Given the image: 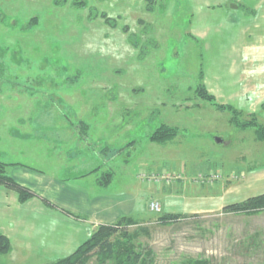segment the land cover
I'll return each instance as SVG.
<instances>
[{
    "label": "rangeland",
    "instance_id": "1",
    "mask_svg": "<svg viewBox=\"0 0 264 264\" xmlns=\"http://www.w3.org/2000/svg\"><path fill=\"white\" fill-rule=\"evenodd\" d=\"M249 11L238 0H0V161L10 177L33 175L31 187L12 177L24 201L0 183L5 211L31 223L15 231L0 213L14 232L0 264H45L85 241L99 223L74 208L91 207L82 198L66 205L78 188L112 194L137 223L128 230L147 228L146 264H264V207L224 210L264 192L251 183L264 171V13ZM161 126L175 136L151 141ZM63 238L72 246L56 250Z\"/></svg>",
    "mask_w": 264,
    "mask_h": 264
},
{
    "label": "trees",
    "instance_id": "2",
    "mask_svg": "<svg viewBox=\"0 0 264 264\" xmlns=\"http://www.w3.org/2000/svg\"><path fill=\"white\" fill-rule=\"evenodd\" d=\"M196 91L202 98L213 101V96L207 92L202 83L197 85ZM231 120L236 122L234 115ZM175 133L174 129L161 126L154 130L149 139L154 142L164 143L173 138ZM256 136L259 140L264 141V125H258ZM5 166L6 164L0 161V183L14 187L18 190L19 200L24 201L30 196V193L17 185L12 177L5 174ZM112 177L113 172H104L101 176H97L96 183L101 187H106L111 182ZM263 207L264 192L248 197L245 201L225 206L224 210L250 212ZM182 217L183 215L181 214H164L160 219L161 221H175ZM135 224L137 223L130 216H120L112 223H100L90 233V236L70 254L45 264H146L150 251H145L138 246V237L147 228L139 226L134 230H128L129 226ZM9 250L10 242L8 237L0 233V254H5Z\"/></svg>",
    "mask_w": 264,
    "mask_h": 264
},
{
    "label": "crops",
    "instance_id": "3",
    "mask_svg": "<svg viewBox=\"0 0 264 264\" xmlns=\"http://www.w3.org/2000/svg\"><path fill=\"white\" fill-rule=\"evenodd\" d=\"M240 2H244L246 3L247 5V8L249 7L250 9H253L254 12H250V15L249 17H252L254 18V16H257L258 15H262V12L264 13V0H238ZM256 10H259L256 12ZM247 16V18H249ZM13 164V163H11ZM10 175L13 177V179H15L16 181L24 184V185H27L29 187H31L32 185L26 181L25 179L28 178V177H32L33 175L30 173V172H27V170H24V169H21V168H12L10 170ZM37 175V174H36ZM84 176L83 175H80V177ZM35 177H42L40 175L38 176H35ZM86 178H91V176H86V177H82L80 179H86ZM50 181L49 183H46V184H54L55 182V179L50 177ZM96 180V179H95ZM94 180V182L96 183V181ZM251 183L254 184V183H257L259 185H264V171L262 172H256L255 174L251 173ZM97 185V184H96ZM75 189V188H72V190ZM81 190V188H78ZM77 190L79 191V193H72V191L70 192L71 194L69 195L68 197V201L66 202V205L67 204H70V201L73 199V198H77V199H80L82 198V200H84L86 203L90 204L91 207L90 208H85L83 209L82 207L78 206L77 204L74 206L75 209H77V211L81 212L82 214L86 213V214H89V216H93V219L95 220L94 221V224H100V223H111L113 222L114 220H116L117 218H119L120 216H123V215H126L128 214L127 213V209L126 207L124 206V204H121V202L119 201H114L113 200V196L112 194L110 193H105L104 195H98V192H96V190H92L94 191V193H90L91 196H88L89 193L84 189L83 190ZM4 194L3 193H0V213L2 214V216H6L5 217V221L4 222H8L7 220L10 219V222L12 224L13 222V225H18V230H15V231H20V232H27L25 230V224H31L29 222H25L24 224L21 223V224H18V222H15L17 221L16 218L17 216H14V219H13V214L11 212H6L5 210L8 209L6 203L8 202V199L3 196ZM97 195V196H96ZM6 198V199H5ZM3 202V203H2ZM11 202H14V200ZM68 207L72 206V205H67ZM23 205H20L18 206V209H22ZM23 218H27V217H23ZM64 218V217H63ZM62 218V222L65 224L67 219H63ZM13 219V220H12ZM58 219V218H57ZM59 220V219H58ZM12 225L9 226V228H6V226L4 225V223H2V221L0 222V231L1 233H4L6 234L10 239H11V234H13L14 232L12 231L13 229L11 228ZM30 226V225H29ZM55 227H59L58 225L52 227L51 229L55 228ZM56 228V230H57ZM60 228V227H59ZM92 230V227L91 229H88L86 231H91ZM13 232V233H10V232ZM82 231V228L81 230ZM18 241L16 240V243ZM59 244L58 246L59 249H56V250H60V249H64L66 246H72L66 238H63V239H59L57 241ZM75 244H78L75 242H73V246ZM62 247V248H61ZM64 247V248H63ZM72 248V247H71Z\"/></svg>",
    "mask_w": 264,
    "mask_h": 264
},
{
    "label": "built area",
    "instance_id": "4",
    "mask_svg": "<svg viewBox=\"0 0 264 264\" xmlns=\"http://www.w3.org/2000/svg\"><path fill=\"white\" fill-rule=\"evenodd\" d=\"M149 207L151 210H159L158 203L155 201H151Z\"/></svg>",
    "mask_w": 264,
    "mask_h": 264
},
{
    "label": "water",
    "instance_id": "5",
    "mask_svg": "<svg viewBox=\"0 0 264 264\" xmlns=\"http://www.w3.org/2000/svg\"><path fill=\"white\" fill-rule=\"evenodd\" d=\"M217 142H220V140H219V139H217Z\"/></svg>",
    "mask_w": 264,
    "mask_h": 264
}]
</instances>
